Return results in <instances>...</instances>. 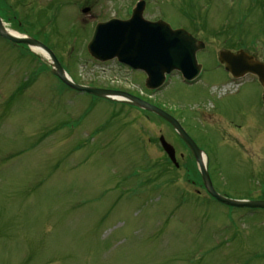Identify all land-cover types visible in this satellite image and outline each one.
<instances>
[{
  "label": "rangeland",
  "instance_id": "obj_1",
  "mask_svg": "<svg viewBox=\"0 0 264 264\" xmlns=\"http://www.w3.org/2000/svg\"><path fill=\"white\" fill-rule=\"evenodd\" d=\"M140 1L144 19L204 43L196 82L174 72L153 92L143 71L89 53L96 25L129 20ZM2 4L6 26L47 45L77 84L176 116L204 151L216 191L264 200V85L252 74L230 85L237 79L218 58L244 50L264 61V0ZM49 62L0 37V264H264V208L216 200L168 121L66 88Z\"/></svg>",
  "mask_w": 264,
  "mask_h": 264
},
{
  "label": "water",
  "instance_id": "obj_2",
  "mask_svg": "<svg viewBox=\"0 0 264 264\" xmlns=\"http://www.w3.org/2000/svg\"><path fill=\"white\" fill-rule=\"evenodd\" d=\"M144 9L145 1H140L129 20L113 18L107 22L98 23L88 44L90 54L100 61L117 58L119 62L133 69L144 71L148 76L146 86L150 89H157L162 86L166 80V75L175 70L180 71L185 80H195L202 68L201 64H198L196 55L199 50L204 48V43L198 41L185 29H173L170 24L163 20L148 21L144 19ZM0 36L16 43L27 44L32 48L33 46L43 48L50 56L54 74L78 91H86L108 98L110 95H120L126 97L128 101L162 116L173 125L192 151L199 164L204 184L211 196L229 206L264 208V200L234 199L216 191L208 169V159L207 164H205L202 159V149L184 129L181 122L170 113L130 93L86 87L74 83L68 77L56 54L47 45L29 36L11 34L1 15ZM219 60L225 64L226 70L234 76L243 77L248 73H253L259 76L264 85V63L253 55L245 51L234 53L221 50ZM160 142L169 158L178 166L174 146L166 141L163 135L160 137Z\"/></svg>",
  "mask_w": 264,
  "mask_h": 264
},
{
  "label": "bare ground",
  "instance_id": "obj_3",
  "mask_svg": "<svg viewBox=\"0 0 264 264\" xmlns=\"http://www.w3.org/2000/svg\"><path fill=\"white\" fill-rule=\"evenodd\" d=\"M5 26H6V25H5ZM6 28H7V26H6ZM8 31H9L11 34H15L16 36H19V34H20L19 32L15 31V30H11V29H9V28H8ZM20 35H23V34H20ZM32 49H33L35 52L42 54V55H43L44 57H46L48 60H50V58H49L47 52H46L43 48H41V47H39V46H33ZM111 97L116 98V99H124V98H125V97L120 96V95H114V96H111ZM202 159L204 160V163L207 164V157H206L205 154L202 155Z\"/></svg>",
  "mask_w": 264,
  "mask_h": 264
},
{
  "label": "trees",
  "instance_id": "obj_4",
  "mask_svg": "<svg viewBox=\"0 0 264 264\" xmlns=\"http://www.w3.org/2000/svg\"><path fill=\"white\" fill-rule=\"evenodd\" d=\"M0 5H1V14H2V16L4 17L5 15H4V7H2V0H0ZM201 181H202V179H201Z\"/></svg>",
  "mask_w": 264,
  "mask_h": 264
},
{
  "label": "flooded vegetation",
  "instance_id": "obj_5",
  "mask_svg": "<svg viewBox=\"0 0 264 264\" xmlns=\"http://www.w3.org/2000/svg\"><path fill=\"white\" fill-rule=\"evenodd\" d=\"M1 6V5H0ZM2 7H3V5H2ZM223 65V64H222ZM224 66V65H223ZM256 77V76H255ZM233 79V78H232ZM144 113H146L147 114V112H144ZM144 113H140L139 112V115H142V114H144Z\"/></svg>",
  "mask_w": 264,
  "mask_h": 264
}]
</instances>
